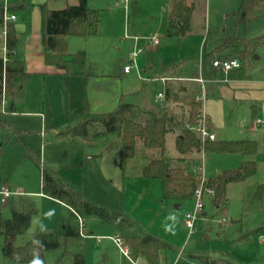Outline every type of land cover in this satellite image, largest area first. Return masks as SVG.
I'll use <instances>...</instances> for the list:
<instances>
[{
    "label": "rangeland",
    "instance_id": "rangeland-1",
    "mask_svg": "<svg viewBox=\"0 0 264 264\" xmlns=\"http://www.w3.org/2000/svg\"><path fill=\"white\" fill-rule=\"evenodd\" d=\"M242 1L190 0L196 6L190 32L183 37H169V0H89L92 8L102 12L99 36L69 39V52L85 50L89 62L104 74H117L124 65L131 63L134 42L129 37L145 40L149 45L137 59V67L131 74L144 81L148 80L150 67L158 72L171 71L206 60L208 68L212 69L214 58H241L243 46L229 50L218 47L230 38L246 39L248 56L242 60V67L228 75L211 72L208 83L230 85L240 80L241 70L245 72L241 80L248 79V84L239 93L227 86L215 92L214 101L223 107V123L217 126V136L221 140L257 141L254 159L258 169L246 181L228 186L230 204L222 211L215 210L211 194L203 195L201 227L204 236L198 224L191 236L185 228L187 216L196 210V198L182 202L178 209L181 203L164 198L161 180L143 178L142 170L146 165L143 159L130 161L123 170L117 136L103 134V129L96 128L86 137H60V133L74 126L83 115V79L34 70L25 100L9 115L17 133L10 128L0 129V185L8 182L27 194V197L13 200L14 205L0 201L3 219L11 217L12 209L36 210L29 231L18 238L19 245L38 233L52 232L56 221L70 217V208L66 204L36 194L40 191L42 170H49L79 192L85 202L110 214L121 213L128 223L119 218L117 224L128 228L131 234L139 235L141 230L169 242L173 250L167 253L165 264H204L203 258H214L224 264H233L232 261L235 264H264V199L255 196L257 186L264 182V131L254 126L256 116L264 119V8L254 13L253 20L240 24L234 12ZM69 2L52 0L47 7L62 9ZM34 8L40 9L37 3ZM157 33L161 35V44L154 46L149 40ZM28 36L35 49L36 42L42 37V26L27 28L25 40ZM4 44L0 30V58ZM28 48L30 50L28 43L23 42L17 49V58L24 60ZM189 89L193 90V87ZM163 90L161 81H150L146 86L144 95L148 110L158 109L157 97ZM4 100L6 103L3 101L0 110L8 112V96ZM254 104L261 108L257 114L253 113ZM171 106L177 113L183 110L176 103L171 102ZM188 110L189 107L184 106L185 116ZM166 147L173 157V165L178 166L174 161L177 152L173 133L167 136ZM203 156L207 179L222 169L237 168L242 159H251L229 154L204 153ZM78 219L79 223L82 220L85 237L61 239L58 248L46 252L44 261L30 264H72L78 253H84L86 264H133L121 249L126 248L124 242L120 247L114 241L120 236L116 225L105 222L97 214ZM2 244L3 238L0 239V264H19L4 256Z\"/></svg>",
    "mask_w": 264,
    "mask_h": 264
},
{
    "label": "trees",
    "instance_id": "trees-1",
    "mask_svg": "<svg viewBox=\"0 0 264 264\" xmlns=\"http://www.w3.org/2000/svg\"><path fill=\"white\" fill-rule=\"evenodd\" d=\"M137 1V0H135ZM171 10L168 18L167 33L169 36H185L191 30V22L195 11V4L190 0H169ZM24 8L23 3L14 4L13 12ZM264 8V0H243L234 12L237 22L246 24L255 18L254 13ZM42 43L45 60L49 65H55L62 70L64 75H82L85 86L94 72L88 65L87 54L79 51L70 55L68 38H91L99 33L102 14L100 10L89 6V0H76V4L69 5L60 10H50L42 7ZM0 23L3 24V11L0 8ZM261 39V38H260ZM19 39L15 24L7 25L6 50L7 61L0 58V105L4 93L9 97L11 106L25 99L26 88L31 82V74L25 69L24 62L13 59V54L18 48ZM245 47L241 61L248 56L247 41L244 38H230L218 47L220 50L239 49ZM238 77L244 78L245 72L240 71ZM195 74L198 75V69ZM247 76V75H246ZM176 77L175 82L168 83L166 87L164 105L157 113H146L136 117L134 107L122 103L115 111L95 115L91 113L90 106L85 96L83 116L74 126L67 128L59 136L63 138H80L88 136L96 128L103 129V134H112L119 138L121 147V166L125 170L130 161L143 159L147 165L142 170V176L149 180H161L165 199L178 203L194 200L196 191L202 183L199 175L183 166L173 165V159L168 156L167 136L177 133L175 141L179 158L174 161L187 162L192 155L204 153L214 154H244L254 156L258 151L256 141H207L205 144L199 134L187 128L195 125L197 115L202 103L189 95L186 86ZM86 91V90H85ZM171 102L176 103L182 110L177 113ZM184 106L189 110L184 113ZM10 110H0V129H12L9 120ZM13 130V129H12ZM202 158L196 160L201 162ZM257 173V164L248 162L235 170H225L214 178L207 179L203 184L204 194L212 195L214 206L228 203L226 197L227 186L230 183L242 182ZM42 189L45 196L58 200L70 208L68 220L56 221L50 233H38L27 242L19 245L18 238L25 235L32 224L36 214L34 208L29 211L12 209L11 217L3 219L0 209V239L3 238L4 256L14 263L30 264L44 261L47 251L60 246L61 239H74L80 237L79 217L97 214L105 222L116 225L119 238L130 248L131 258L136 261L146 260L149 264H161L163 252L170 248L168 242L152 235H133L117 224L120 218L128 223V219L121 213L110 214L84 201L81 194L71 186L59 180L58 174L42 170ZM257 199H264V183L258 185L255 192ZM204 264H221L220 261L210 258L202 259ZM72 264H86L84 253L74 256Z\"/></svg>",
    "mask_w": 264,
    "mask_h": 264
},
{
    "label": "crops",
    "instance_id": "crops-1",
    "mask_svg": "<svg viewBox=\"0 0 264 264\" xmlns=\"http://www.w3.org/2000/svg\"><path fill=\"white\" fill-rule=\"evenodd\" d=\"M50 1H52V0H10V8H11L10 12L17 16V20L13 21V22H9V23H14L15 24L16 33H17V36H18V39H19L18 48L22 45L23 42L25 43V41L30 46V50L28 48V50L26 51V56H25L24 60H21V59L17 58V56H18L17 50L13 54V59H17V60L23 61L25 69H26V71L28 73L31 74V72H33L34 70L35 71H40V72H43V73L44 72H48V71H53L56 74H59L61 76H76V77L82 78L83 82H84V99H85V96H86L87 100H88V103H89V106H90L91 113H93L95 115L111 113V112L115 111L122 103H127V104H130V105H132L134 107L133 112L136 115V117H139V118H140L141 115L146 114V113H157V112H159L160 109L162 108V106L164 105L166 87H167L168 83L175 82L177 76L178 77H182V78H179V80L186 83L185 86L187 88L188 93H190V91H191L193 96H195L196 94L200 93L202 88L205 87V100L203 102V108H204L205 112L207 113V115H208V117L210 119L211 130L216 135V140L215 141H233V140H221L217 136V126L219 127V125H222V123H223V107L220 106L219 102L214 101L213 97L216 96L215 92L217 90L221 89L224 86L230 87V88H232V90H234V92L239 93L242 90V88L246 84H248V83H246V81H248V79L236 80V81H233L230 85H212V84L208 83V81L210 80L208 75L211 74V72L219 71V70L214 68V66L212 67V69H209L208 66H207V61L205 60V61H202L201 63H199L198 65H193L192 67L191 66L186 67L184 65V66H182L183 68H181V69L178 68L177 70L173 69L171 71H167L168 69H166L165 71H161V72L159 71L158 72V71H153L154 68L150 67L149 68L150 71L148 73V80L144 81L143 79H141L139 77L135 78V77L131 76V74H132L134 69L131 72H129V73H126L124 71V67L127 66L128 64L124 65L122 70L119 73H117V74L100 73L99 70L97 69V67L89 62L88 56H87L88 65L90 67L94 68V72H93L92 76L90 77V79L88 80L87 87H86L85 86V79H84V77L82 75H64L62 70L59 69L57 66L49 65V64L46 63L44 47L42 46V37L39 38V40L36 42L35 49L31 45L32 41L30 40L29 36L25 40L24 36H25L27 28H31V27L33 28L35 26L37 28H40L42 26L43 16H42V10L41 9H42V7L44 5H46V7H47L48 2H50ZM18 3H23L24 4V8L21 11H19V12H13L12 11V6H14V4H18ZM35 3H37L39 5L40 9H35L34 8V4ZM74 4H76V0H70L69 4L67 6L74 5ZM93 9H96V8H93ZM50 10H60V9H50ZM101 14H102V12H101ZM169 14H170V12H169ZM167 16H168L167 18H169V15H167ZM101 20H102V18H101ZM167 24H168V19H167ZM2 27H3V24L0 23V29ZM99 34H100V30H99V33H98L97 36H99ZM3 37H4L5 44H4V47H3L4 53H3L2 58L6 62V59H7L6 37L7 36L3 35ZM133 37H135V36H133ZM169 37H172V36H169ZM70 38L71 37L68 38V46H69V39ZM87 39H89V38H87ZM129 39H131V38H129ZM131 40H133V39H131ZM133 42H134V40H133ZM160 44H161V40H160ZM34 45H35V42H34ZM148 45H149V43H146V42L144 43L145 49H146V47ZM159 45H154V46H159ZM134 47H135V44L133 45V49H134ZM79 51H85V50H79ZM69 53H70V55H74L77 52L76 53L69 52ZM86 54H87V52H86ZM215 59H220V60H225L226 59L227 60V59H239V58H236V57L228 58V57H226V58H214V60ZM241 63H242V61H241ZM169 69H172V68H169ZM196 69H198V75L195 74ZM155 70H157V69H155ZM179 70H180V73H178ZM139 76H140V72H139ZM200 78H202L204 80V83H200V82L194 80V79H200ZM250 79H251V77H250ZM31 81H32V74H31ZM150 81H161L164 84V90L159 92V94H158L157 98H158V101H159V107L155 111H151V110L147 109V106H146L147 99H146V97L144 95L145 88H146V86L149 85ZM30 84H31V82H30ZM29 85L26 88V92H27V89H28ZM190 87H193V90L192 89L190 90L189 89ZM161 95H164V98H162ZM210 95H212L211 96L212 98H210ZM6 96L7 95L4 93L3 99H2V103H3V101H5L4 97H6ZM25 97H26V94H25ZM8 99H9V97H8ZM22 102H16L15 105L13 106L14 110H15L16 105L18 103H22ZM4 103H6V101ZM9 104H10L9 110H10V113H11V102H10V99H9ZM260 109H261L260 106H257L255 104L253 105V113L257 114ZM83 110H84V105H83ZM256 114H255V116H256ZM80 119L78 120V122L80 121ZM257 119H262V118L257 117V116L254 118V126H255V128L262 129L264 131V129L262 127H258L256 125V120ZM262 120L264 121V119H262ZM12 129H13V131L15 133H17V131L13 128V125H12ZM173 134H174V145H175V141H176V138H177L178 134H175V133H173ZM74 139H76V138H74ZM237 141H247V140H237ZM250 141H252V140H250ZM175 149H176V145H175ZM203 154L204 153L201 154V158H202V161L204 162ZM229 155H243V156L251 157L250 160L242 159L240 161L239 166H237V168L240 167L241 165L245 164V163H248V162H255L257 164V161L254 159V157L257 154L254 155V156L244 155V154H229ZM168 156L170 158H173L169 154H168ZM174 158L175 159L179 158L178 153H177V155L174 156ZM198 158H200V155H192L187 162L179 163V162L176 161V163H178V166L186 167V168L190 169V171L193 172V168L195 167V165L198 164L196 162V160H198ZM147 163L148 162L146 161V165H147ZM203 166H204V163H203ZM237 168H233V169L225 168V169H222V170H220L218 172L217 175H215L213 177H210V178H214V177L218 176L219 174H221L225 170H235ZM257 169H258V164H257ZM204 175H205V170H204ZM205 178L207 180L206 175H205ZM210 178H208V179H210ZM3 182H6V181H3ZM242 182H244V181H242ZM242 182H235V183H242ZM262 183H264V182H262ZM2 185H7L12 190L17 191V192L20 193L19 195L12 196L7 201V202H10L12 205H14L13 200L19 199L21 197H27V194L25 192H22V190H19L17 187L12 186L8 182L1 184L0 187ZM228 186H227V190H226V197H227L228 203L225 204V205H220V206H214L213 205L217 212L218 211H222L224 206L230 204L229 199H228ZM41 189H42V183H41V186H40V191L38 193H36V194H38L40 196H43L44 194L41 193ZM0 201H1V197H0ZM7 202L3 203V204H7ZM1 203H2V201H1ZM181 205H182V203L179 204V208L181 207ZM177 208H178V206H177ZM206 212L207 211H206V207H205V213ZM224 219L225 218H222V220H224ZM201 220L197 224H198V226L200 228V231L203 232L202 234L204 236V229H202V227H201ZM185 228H186V226H185ZM140 234L150 235V234H147V233H145V232H143L141 230H140ZM80 237H83L81 235V233H80ZM207 237H208V235H207ZM207 237H205V238H207ZM159 239H161V238H159ZM169 245H170V248L167 249L166 251H164L163 254H162L163 255V259L161 261V264H165L166 263V255H167V253L169 251L173 250L172 245L170 243H169ZM126 248L130 251V248L128 246H126ZM181 255H182V253L179 254V259L181 258L180 257ZM208 257H210V256H208ZM222 257H225V256H222ZM199 258L201 259V257H199ZM215 260H217V259H215ZM136 262L138 264L139 263L149 264L144 259L136 260ZM220 263L224 264L222 262H220ZM232 263L235 264L233 261H232ZM195 264H198V263H195Z\"/></svg>",
    "mask_w": 264,
    "mask_h": 264
},
{
    "label": "built area",
    "instance_id": "built-area-1",
    "mask_svg": "<svg viewBox=\"0 0 264 264\" xmlns=\"http://www.w3.org/2000/svg\"><path fill=\"white\" fill-rule=\"evenodd\" d=\"M0 8L3 11V27L0 30L3 33V35L7 36V23L16 21L17 16L10 12L11 9L10 0H0ZM160 36L161 35L157 33L155 36L151 37L149 42L152 43L153 45H159ZM129 38L134 40L135 47L132 54L131 63L124 67V71L126 73L131 72L133 69L137 67L136 64L137 59L145 51L144 43L146 42L145 40L139 37H129ZM213 66L214 68L218 69L220 72L224 73L225 75H228L231 71L240 69L242 67V63L239 59H227V60L215 59L213 61ZM194 80L200 83H204V80L202 78L194 79ZM161 97L164 98V95H161ZM195 100L201 102L202 107L199 109L196 124L193 126L188 124L187 128L196 131L199 134L203 144H205V142L207 141H215L216 135L211 130L210 119L203 108V102L205 100V87L202 88L200 93L195 95ZM256 125L264 129V121L262 119H257ZM193 173L201 177L202 183L198 188V190L196 191V196H195L197 200L196 210L193 214H189L185 221V226L189 231V236L193 235L196 232V225L201 220L202 212L204 210L203 195L205 194L203 190V184L206 181V178L204 175L203 161L195 165V167L193 168ZM19 194H20L19 192L12 190L7 185H2L0 187V197L2 203H6L12 196ZM80 229H81L80 230L81 235L85 237L86 235L84 234L83 223L81 219H80ZM114 241L117 243L118 246L121 247L123 241L119 237L115 238ZM121 249L124 255L127 258L131 259L130 251L127 248L125 249L121 248ZM132 261L133 264H138L136 261L134 260Z\"/></svg>",
    "mask_w": 264,
    "mask_h": 264
},
{
    "label": "water",
    "instance_id": "water-1",
    "mask_svg": "<svg viewBox=\"0 0 264 264\" xmlns=\"http://www.w3.org/2000/svg\"><path fill=\"white\" fill-rule=\"evenodd\" d=\"M14 110V107L13 106H11V112ZM178 208H179V205H178Z\"/></svg>",
    "mask_w": 264,
    "mask_h": 264
}]
</instances>
